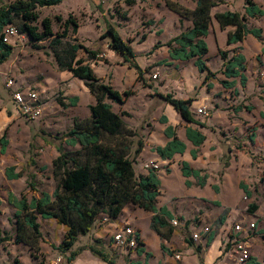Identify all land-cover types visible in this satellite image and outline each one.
I'll return each mask as SVG.
<instances>
[{
	"label": "rangeland",
	"instance_id": "rangeland-1",
	"mask_svg": "<svg viewBox=\"0 0 264 264\" xmlns=\"http://www.w3.org/2000/svg\"><path fill=\"white\" fill-rule=\"evenodd\" d=\"M16 1L0 0V5L6 7ZM129 1L134 3L130 4ZM231 1L233 2L231 8L237 12L241 10V4L245 2V0ZM168 2L185 1L64 0L56 6L39 7L36 11L38 19L29 24L37 27L38 32L42 33L45 29L43 23L48 19L51 21L53 31V36L41 42L34 41L27 33H21L20 26L24 24V21L15 20L13 26L18 30V36L10 39L14 47L13 55L0 67V89H8L6 82L8 79H14L16 84L13 89L37 91L43 104V113L36 120L25 118L12 121L5 130L10 144L8 153L0 163V239H3L0 241V264H68L67 257L70 252L64 253L60 247L65 239L67 228L59 225L55 220H44L37 215L41 236H35L29 227H24L21 232L24 241L18 243L16 240L18 224L14 216L16 208L9 203L8 199L9 195L13 194L18 199L25 196L30 201L32 197H40L42 193L51 195L54 192L61 178V174L57 173L53 167V161L59 155V146H62L71 156L76 157L79 162L93 163L95 161L80 145L67 144L66 134L71 129L77 125L85 128L90 123V98L84 94L86 88L84 81L62 70L59 64V58L63 63L68 61L70 48L74 45L99 51L100 56L97 60H91L84 49L78 48L77 57L90 60L89 64L95 76L102 82L109 84L121 94L126 91L133 93L123 105L108 100L115 113L121 114L126 111L130 116H121L124 127L120 135H103V145L112 147L118 154L134 160L136 175H146L150 170H154L152 164L160 165V169L155 171H158V176L161 178L162 199L168 203L188 202L186 198L194 194L193 192L207 193L208 190L187 188L191 186L185 182L189 178L184 179L177 165H181L183 156L174 157L172 162L174 167L169 173L170 165L163 163L154 152V148L166 142L164 135L166 124L161 122L163 116L166 117L169 126H172L171 124L175 121L173 106L160 95L171 94L180 100L193 99L194 118L200 122L206 121L213 129H215L214 125L219 126L218 123L225 125L228 118L232 122L239 120L248 122L250 124L248 137L253 133L256 134L258 144H255V141L250 142L248 138L244 141L243 135L238 133L229 143L226 142L228 138H223L220 145L213 137H210V142L202 147L207 153H215L212 158L216 167L219 162L220 168L233 170L229 171L228 186L222 193L227 202L231 205L244 204L251 213L253 211L250 204L255 203L264 215V179L262 180L264 177V120L260 117V112L264 110V48L253 52L254 46L247 40L243 44V51L239 47H227L225 31L215 28L216 22L212 21L209 33L204 38L209 51L203 61L211 71L216 73V77L204 82L206 73L200 72L194 65V61L181 62L169 58L167 43L189 28L192 20L188 18L181 21L178 14L170 11ZM70 17L78 24L77 34H74L73 26L70 25L66 36L59 37L64 32L65 21ZM58 18H61V21ZM111 26L132 47L135 62L144 71V81H137V72L129 68V63L125 62L120 54L109 49L111 36L108 34V29ZM106 34L107 37H104ZM144 34L146 38L143 40ZM221 50L226 51L229 57L244 52L247 60L244 72L247 78L245 87L241 86L240 78L236 79L237 84L232 89H225L221 85V81L225 79L222 74L224 62L218 53ZM153 75H157L158 78L154 79ZM209 84H212L211 89L208 88ZM77 96H81V99L78 97V104L71 106L70 99ZM205 96L209 98L204 102L206 114L201 115L197 113L196 100ZM8 99H12V94L11 97L8 95ZM4 104L8 108L11 107L8 101ZM239 105L252 106L254 110L247 114L244 111L243 114L235 113L233 109ZM184 125L186 123L182 121L176 126L180 135L184 133ZM227 129L225 128L221 133L222 136H225ZM5 131H2V134ZM229 132L232 134L231 130ZM217 145L223 149L222 154L216 153ZM203 149L198 151V156L203 153ZM250 162H252V172L247 175ZM191 163L196 162L191 161ZM231 163L232 166H229ZM10 167L15 168V173H22V177L9 180L6 170ZM236 167H240L241 172L234 171ZM214 173L221 176V171L216 170ZM244 175L247 176L242 182L251 187L253 200L245 201L243 195L238 194L235 180ZM31 184L35 188L31 187ZM137 208L130 203L127 204L118 220L106 224H102L103 216H99L93 230L87 235L79 236L73 251L80 250L81 254L72 264L106 263L90 251V246L104 250L115 264L138 262L137 258H133L136 249L118 247L113 242V234L119 227L129 225L136 230L134 226L138 223L143 232L149 230L148 219H145L144 212L140 210L134 212ZM192 222L201 224L198 219H192ZM260 226L261 224L259 228ZM209 227L214 231L213 226ZM167 232L168 230H164V233ZM178 232L180 235L176 239L177 245L185 244V241L191 238L192 233L189 231L178 230ZM259 234L254 231L250 239L253 238L251 242L254 244L257 256L263 257L264 232L262 236ZM146 240L154 251L157 250L152 237L149 236ZM194 243L200 245V241ZM167 248L169 255H173L171 250L179 251L176 247ZM181 249L184 264H201L195 248ZM191 250L194 251V256ZM156 256H158L157 253Z\"/></svg>",
	"mask_w": 264,
	"mask_h": 264
},
{
	"label": "trees",
	"instance_id": "trees-1",
	"mask_svg": "<svg viewBox=\"0 0 264 264\" xmlns=\"http://www.w3.org/2000/svg\"><path fill=\"white\" fill-rule=\"evenodd\" d=\"M63 1L17 0L6 7L0 5V66L10 59L14 51V47L4 41V29L9 25H14L16 19H21L24 21V24L20 26L21 33H27L34 41H44L49 36H53L51 21L48 19L44 21L45 29L42 33H39L37 27L31 26L29 23L38 19L37 8L56 6ZM129 3H134V1H129ZM222 3L224 2L221 0H198L197 7L193 11L181 8L176 3H167L169 9L180 16L181 21L188 18L192 20V26L167 43L169 58L181 62L194 61L196 68L200 72L206 73L204 82L216 77V73L211 71L203 61L209 51L204 38L209 33L213 19L219 23L222 29L230 26L235 27V31L228 35V46L243 42L248 35L260 38L263 34V29L248 26V18L264 16V10L254 0H245L244 15L227 11L216 13L213 17L211 15L212 8ZM58 20L61 21V18H58ZM70 25L73 26L74 34H77L78 24L70 17L65 21L64 32L59 37L66 36ZM108 34L111 36L109 49L120 54L125 62L129 63V68L137 72V81H144V71L135 62V53L130 44L124 41L112 26L108 29ZM145 36L144 34L143 40L146 38ZM104 37H107V34ZM78 48L84 49L91 60H97L100 56L99 51H91L82 45H74L70 48L68 61L63 63L59 58V64L62 66V70L69 71L74 78L84 81L90 93L95 97L96 104L89 106V125L85 128H80L77 125L66 134V138L68 139V145H80L95 161L93 163L79 162L76 157L71 156L62 146H59V155L53 161V167L57 170V173L61 174V178L54 192L51 195L42 193L40 197H32L30 201L25 196L18 199L13 194H10L8 199L9 203L16 208L14 216L18 224V239H16L18 243L24 241L21 234L24 227H29L35 236H41L37 215H40L44 220H55L59 225L67 228L65 239L60 247L64 253L70 252L67 257L68 264L75 262L81 254L80 250L73 251L79 236L90 233L99 216H103L102 219L108 218L111 222L118 220L122 216L124 207L129 203L154 214L151 227L162 238L168 241L173 235V229L168 223V219L172 218L171 213L166 208L160 210L157 208L159 196L161 195L160 179L157 172L150 170L146 175H136L134 160L118 154L114 148L104 146L102 142L104 134L110 136L120 135L124 127L121 116H130L126 111L121 112V114L115 113L112 104L108 100L123 105L133 93L126 91L121 94L112 86L97 78L89 64L90 60L77 57ZM220 56L224 62L222 74L225 79L221 81L223 88H234L237 78H240L241 86L245 87L247 81L244 74L247 63L245 55L234 54L229 57L226 51H220ZM208 88L211 89L212 84H209ZM160 97L174 107L183 121L205 127V124L197 121L191 112L193 99L180 100L174 98L171 94L160 95ZM70 103L71 106H76L78 97L71 98ZM233 110L235 113L243 110L252 112L254 107L239 105ZM260 117L264 120V112L260 113ZM161 122L166 124L164 135L169 141L164 146L154 148V152L162 160H172L176 155H184L187 145L179 139L176 127L167 125L168 122L165 116H163ZM185 135L187 140L195 147L202 146L206 141V136L198 129L188 127L185 130ZM255 137L256 134L254 133L250 135V142L254 143ZM8 146L9 140L5 131L4 134H0V157L6 153ZM138 149L137 152L140 151ZM191 156L196 159L198 156L197 151L193 150ZM181 174L184 178L193 177L201 187L205 186L208 179L207 175H202L200 170L193 169L185 161L181 163ZM6 176L9 180H17L22 177V173H15V168L10 167L6 170ZM186 184L191 185L188 181H186ZM31 187L35 188L33 184H31ZM242 188L247 196H251V192L246 186L242 185ZM250 208L257 209V206L251 204ZM164 230H168V232L164 233ZM212 239L211 236L206 242L207 246L210 245ZM138 241L139 246H142L141 240ZM98 242L100 243V241ZM187 243L190 247L195 248L202 263V246L196 245L192 239L187 240ZM89 249L107 264H115L104 250L94 246H90ZM162 249L168 252L165 245H162ZM136 252L137 254H143L145 251L142 247H138ZM147 256L151 255L147 253ZM251 263L261 264L254 258L251 259Z\"/></svg>",
	"mask_w": 264,
	"mask_h": 264
},
{
	"label": "crops",
	"instance_id": "crops-1",
	"mask_svg": "<svg viewBox=\"0 0 264 264\" xmlns=\"http://www.w3.org/2000/svg\"><path fill=\"white\" fill-rule=\"evenodd\" d=\"M184 1L185 2H179L176 4H178L181 8H184V9H187L190 11H193L197 7L198 0H184ZM188 1H190V4H188ZM221 1H223L224 3L220 4L217 7L212 8L211 15H213V17L216 13H222V12H227V11L237 12V11L233 10V8H231V5L233 3L231 0H221ZM254 1L264 10V0H254ZM241 5H242L241 10L238 11V13L244 15L245 14V2H244V4H241ZM183 21H185V20H183ZM213 21H214V23L216 22L215 28H218V30L220 28L221 30L225 31V33H226V44H227L228 35H229V33H232L235 31V27L230 26V27H226V28L222 29L220 27L219 23L215 19H213ZM191 25H192V23L190 24V26ZM248 26L251 28L263 29L262 36L260 38H255L252 35H248L243 42H240L238 44H233L231 46H235V48L239 47L243 51V44L247 40L253 44V46H254L253 52L261 51L264 48V16L258 17V18H248ZM10 44L12 45V43H10ZM227 47H228V45H227ZM218 53H220V51H218ZM168 54H169V52H168ZM243 54H244V52H243ZM12 55H11V57H12ZM78 80H80V79H78ZM11 90L12 91L10 92L9 89H4V90L0 89V134H2V131L7 130V127L12 123V121H16L17 119H21V120L25 119L23 116L20 115V113L16 109V107L13 103V100L8 99V95H9V97H11V94L13 93V90H15V89H11ZM7 91H9V92H7ZM84 94L90 98V102H89L90 106L96 104L95 97L90 93V91L87 87L85 88ZM77 97H79L81 99V96H77ZM208 99L209 98H207V96L202 97L200 100L197 99L196 100V103H197L196 108L205 107L204 102ZM3 100H5V101H3ZM7 101L11 104L10 108H8V106L4 104ZM193 103L194 102H192V105L190 108L192 113H194V111L192 110ZM243 111H244V113L246 112V114L248 113L245 110H243ZM243 111H241L239 113L243 114ZM262 112H264V110ZM174 114H175V121L171 125L176 127L177 125H179V122H182L183 120L176 110L174 111ZM183 122H185V121H183ZM201 122L205 124V127H200V126H197L195 124H189V123L185 122L186 125H184V130H183L184 133L182 135H180L177 132L179 139L186 143L187 150H186L184 155H176V156H180V157L183 156L182 162H184V161L188 162L193 169L200 170L202 172V175L208 176L206 184L203 187H201L198 184L197 180L194 178H189V179L185 180V182L188 181L191 184V186L187 187V188L188 189L201 188L203 190L204 189L208 190V192L207 193L193 192L194 194H192L186 198L188 202L168 203V201H165L162 199L163 195H162V191H161V195L159 196L157 208L159 210L161 208H166L167 211H169L171 213L172 218L171 219L166 218V219H168L169 225L171 226L170 221L172 219H179L180 221L186 223V226L181 227V228H174L171 226L173 229V235L171 236V239L168 241L165 240L164 238H162V236L151 227V220H152V217L154 216L153 213L145 211L141 208L135 209L134 212H138L137 210H140V212H144L145 219H148V226H149L148 227L149 230H147L146 232H143L141 230L140 226L138 225V223L136 224V226H134V224H133V226L136 228V231L138 232L139 239L141 240V242L143 244L142 246H139V247H142L145 251L143 254H137V252L135 251L133 258H137L139 260L136 263H139V264H184V259H183L184 255H183V250L181 248L186 247V248H192L193 249L194 247H190L187 243V240L185 241L186 242L185 244H183V243H180L179 245L176 244L177 236L180 235V234H178L179 233L178 230L179 231H185V232L189 231L191 233H194V232H196L197 229L199 230V229H202L203 227H209V226L214 227V231H213V229H211L210 235L204 236L202 238V240L200 241V245L202 246V263L201 264H223V262H224L223 249H224V246L226 245V243L228 242L229 236L233 232V227L236 224H243L246 226L248 223H255L256 229L254 231H257L258 233H260L259 234L260 236L263 235V232H264V215H263V213H261L260 208L257 206V204L251 203V204H255L257 206V209L252 208L251 211H253V212L251 213L250 211H248V207L244 204L243 205H236V204L231 205L227 202V200L225 199V195L223 194V196H222V193L225 191L226 186H228V179L230 178L229 171H233V170L230 168H227V169L220 168L219 162H218V165L216 167V165L213 162V158H212V156L215 153H213V152L207 153L206 151H204V149H203L204 147H202V146H204L210 142V137H213L214 140L216 141V143L218 145H220L223 138H226V139L228 138V140L226 142L229 143V142H231V140H233L234 136H236V134H238V133L243 135V138H245L244 139V141H245V140H247V138L249 139L248 129L250 127V124H248V122H246V121H241V120H239L237 122H232L228 118V120L225 122V125L218 123L219 126L214 125L215 129H213L212 126H209V124L206 121H201ZM188 127H191L193 129H198L206 136V141L201 147H195L191 142H189L187 140L186 135H185V130ZM225 128H228L227 133L225 134V136L224 135L222 136L221 133L224 132ZM229 130L232 131L233 135L229 132ZM211 133H213L212 136L210 135ZM168 141L169 140L166 138L165 144ZM223 142L225 143V141H223ZM256 143L258 144L257 136L255 137V144ZM9 144H10V142H9ZM247 144H249V142ZM164 145H162V146H164ZM218 145H217L216 153L222 154L223 149L221 147H219ZM8 148H9V146H8ZM8 148H7L6 153L0 157V163H1V160L4 158V156L8 153ZM202 149H203V153H201V155L197 156L196 160H193V158L191 156V152L193 150H196L197 154H198V151H202ZM141 156H142V154H141ZM159 159L163 163L170 165V167H168V172L170 173L172 168L174 167L172 164L174 158L172 160H162L159 157ZM154 160H156V159H154ZM191 161H195L196 163L193 164V163H191ZM177 165H178V168L180 167V170H181V165L180 166H179V164H177ZM229 166H232V163ZM249 167H250V169L247 172V175H248V173L252 172L251 171L252 170V162L249 163ZM216 170H217V172L221 171V176H219L218 173H214ZM234 171H236V172L240 171L241 172L240 167H236V169H234ZM143 175H145V174H143ZM157 175H158V171H157ZM247 175L240 176V177L236 178L235 183L237 186L238 194L240 195V193H241L244 197V200H245V197L247 198V200L248 199L253 200V193L250 190L251 187L245 185L242 182L244 177ZM158 178L161 179L159 176H158ZM184 179H186V178H184ZM263 179H264V177H262V180ZM242 185H244L248 188V190L251 192V196H247L244 193ZM247 200H245V201H247ZM140 214H142V213H140ZM128 219H129V217H128ZM136 219H143V218H136ZM192 219H198V222H201V224H199V225L196 223L193 224ZM188 222H189V224H188ZM259 224H261L260 228H259ZM254 231L250 232L246 227L244 232L242 233V236H245V237L249 236V243L251 246L252 258L256 259L259 263L264 264V256L263 257L257 256L258 254L255 253L254 244H252V242H251L253 238L250 239V235H253ZM101 232H103V231H101ZM149 236L152 237L154 240V241L153 240L152 241L155 243V246L157 248V250H155V251H156L158 256H156L155 251L147 243L146 238L148 239ZM211 236L213 237L212 242L210 243L209 246H207L206 242L209 240V238H211ZM191 239L192 238H190L188 240H191ZM193 242H197V241H193ZM162 245H165V246L167 245V247H169L171 249H173L175 247L178 248L179 251L171 250V252H173V255L177 252L181 253L182 261L180 263H177L175 261L173 255L168 254L169 249L166 247L168 249V252H165L162 249ZM191 252L194 256L195 255L194 251L191 250ZM147 253H149L151 256H147ZM103 264H106V263H103ZM133 264H135V263H133Z\"/></svg>",
	"mask_w": 264,
	"mask_h": 264
},
{
	"label": "built area",
	"instance_id": "built-area-1",
	"mask_svg": "<svg viewBox=\"0 0 264 264\" xmlns=\"http://www.w3.org/2000/svg\"><path fill=\"white\" fill-rule=\"evenodd\" d=\"M4 41L6 43H11L10 39L18 36V30L15 26L9 25L4 29ZM264 75V73H263ZM154 79H157V75H153ZM16 84L14 79H8L6 86L8 89H13ZM13 103L20 113L26 119L36 120L43 113V104L41 102L40 95L35 90H21L17 88L13 90L12 93ZM198 114H206V109L204 107L198 108ZM154 170H159L160 165L152 164ZM245 200L247 198L245 197ZM111 222L108 218H104L102 224ZM170 224L174 228L185 227L186 223L180 221L179 219H172ZM250 232L256 229L255 223H248L246 226L243 224H236L233 227V232L228 238V242L223 249V264H252V254L251 246L249 243V236H242L245 228ZM211 233L210 227H203L202 229H197L196 232L192 233L191 238L193 241H201L204 236H208ZM139 235L138 232L129 225L119 227L113 234V242L118 247H124L126 249H136L139 247ZM175 261L180 263L182 261L181 253H175L173 255Z\"/></svg>",
	"mask_w": 264,
	"mask_h": 264
}]
</instances>
